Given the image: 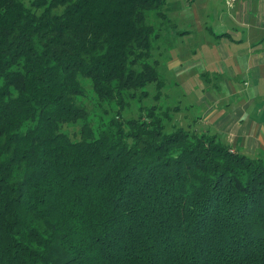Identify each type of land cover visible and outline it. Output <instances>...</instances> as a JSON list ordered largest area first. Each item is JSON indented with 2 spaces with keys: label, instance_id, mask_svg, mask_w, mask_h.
Instances as JSON below:
<instances>
[{
  "label": "trees",
  "instance_id": "16d2710c",
  "mask_svg": "<svg viewBox=\"0 0 264 264\" xmlns=\"http://www.w3.org/2000/svg\"><path fill=\"white\" fill-rule=\"evenodd\" d=\"M166 2L0 0V264H264L262 159L157 106L63 130L88 88L161 91Z\"/></svg>",
  "mask_w": 264,
  "mask_h": 264
},
{
  "label": "rangeland",
  "instance_id": "374dc122",
  "mask_svg": "<svg viewBox=\"0 0 264 264\" xmlns=\"http://www.w3.org/2000/svg\"><path fill=\"white\" fill-rule=\"evenodd\" d=\"M229 4L227 0H167L157 21L150 19L153 25L157 24L155 38L159 37L158 42L154 41L151 62H159L158 71L164 82L161 91L157 89L156 83H152L136 91L130 98L126 95V99L118 104L116 101L101 100L94 90L88 88L83 96L78 97L82 118L65 125L63 130L72 139H79L81 127L89 125L95 132L119 113L124 118L137 117L139 111L144 110L146 113L153 106L161 108L168 117L164 119L166 127L174 125L198 133L207 130L200 123L196 125L193 117L198 121L197 118L206 111V105L198 101L199 97L208 95L209 91H217L216 87L228 91L220 78L208 76L206 71H224L227 66L224 67V52L215 45L219 42L214 40L210 29L219 22L220 15L229 11ZM242 9L243 2L238 0L234 12ZM190 23L197 30L189 34L186 30H189ZM238 49L236 55L246 54L249 50L247 46ZM241 86L237 85L238 90Z\"/></svg>",
  "mask_w": 264,
  "mask_h": 264
},
{
  "label": "crops",
  "instance_id": "0c3cea01",
  "mask_svg": "<svg viewBox=\"0 0 264 264\" xmlns=\"http://www.w3.org/2000/svg\"><path fill=\"white\" fill-rule=\"evenodd\" d=\"M237 1L227 0L229 11L210 29L227 66L224 71L208 70L206 74L220 78L228 91L216 87L217 91L199 97L206 111L198 121L193 117V122L202 124L207 129L204 132L216 135L234 151L263 160L264 0H242L244 10L234 12ZM189 27V34L197 30L193 23ZM246 46V54L236 55L238 47ZM238 84L243 85L239 90Z\"/></svg>",
  "mask_w": 264,
  "mask_h": 264
}]
</instances>
